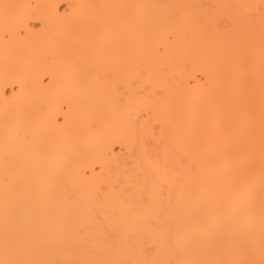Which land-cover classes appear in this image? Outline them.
Masks as SVG:
<instances>
[{"label":"bare ground","instance_id":"obj_1","mask_svg":"<svg viewBox=\"0 0 264 264\" xmlns=\"http://www.w3.org/2000/svg\"><path fill=\"white\" fill-rule=\"evenodd\" d=\"M240 4L260 0H0V259L23 237L33 259L156 258L136 182L119 183L130 165L145 183L153 158L187 176L153 200L178 227L167 258L252 249L259 259V25L249 36L247 10L236 8L220 9L211 30L198 23ZM85 226L94 255L80 244Z\"/></svg>","mask_w":264,"mask_h":264},{"label":"snow or ice","instance_id":"obj_2","mask_svg":"<svg viewBox=\"0 0 264 264\" xmlns=\"http://www.w3.org/2000/svg\"><path fill=\"white\" fill-rule=\"evenodd\" d=\"M10 7H19L13 5H4L5 9ZM173 7H188V6H173ZM223 8H236L247 10L246 16L243 17L249 25V36L255 33L257 24L260 30L261 40V55L264 57V0H260L259 5L255 4H240V5H216V11H211L198 20L199 25L207 30H211L219 23V10ZM258 12V19L256 13ZM241 17L236 15L233 17L234 23L239 24ZM262 100H261V245L259 259L255 258V253L252 249L244 250L240 253L238 258L234 259H170L167 258L175 253L176 244L179 241L178 227L174 223L165 224L162 222L163 210L154 206L153 200L159 195L161 189L169 185L177 188L182 187L187 180V176H182L178 173L170 171L166 163H163L155 158L151 160L152 175L147 177L145 183H140L142 172L144 171L141 166L140 169L129 166V171L119 183H132L136 182L137 188L141 193L144 200V207L142 214L147 217V221H141L140 227L144 230L142 234L149 236L158 241L160 251L156 258L153 259H138V260H66V261H52L44 259H33L27 256V249L29 242L26 237L20 238L16 242V255L9 258L7 255L4 259H0V264H264V63H262ZM252 82L246 77H241L239 87L241 90L250 89ZM249 121L254 120V115L251 111L248 112ZM150 127L149 123L145 124V128ZM156 139H159L158 137ZM248 142L247 137H240L237 143L243 145ZM130 144L134 150H139L145 147L140 139L138 133L130 136ZM225 156L230 158L231 153L226 151ZM99 171V169H97ZM192 172L195 173L196 169L193 168ZM7 179V177H6ZM145 184L150 187H146ZM115 196V194H114ZM118 199V197H115ZM5 250L9 248V238L7 231L4 237ZM80 244L82 247L89 251V254H95V248L91 247L88 238L87 226L83 227L80 232ZM163 253V255H161Z\"/></svg>","mask_w":264,"mask_h":264},{"label":"rangeland","instance_id":"obj_3","mask_svg":"<svg viewBox=\"0 0 264 264\" xmlns=\"http://www.w3.org/2000/svg\"><path fill=\"white\" fill-rule=\"evenodd\" d=\"M59 8H60L61 11H62V10L64 11V10L67 9L66 4H62ZM221 24H222V23H221ZM39 27H40V24H39V23H36V24H35V29H36V28L39 29ZM196 77L199 78V79H202V77L199 76V74H197ZM192 82H193V81H192ZM8 92L10 93V90H9ZM119 151H120L119 147H116V148H115V152L118 153Z\"/></svg>","mask_w":264,"mask_h":264}]
</instances>
